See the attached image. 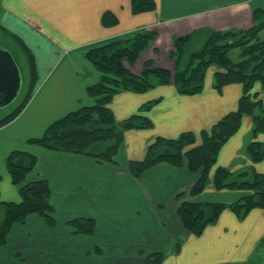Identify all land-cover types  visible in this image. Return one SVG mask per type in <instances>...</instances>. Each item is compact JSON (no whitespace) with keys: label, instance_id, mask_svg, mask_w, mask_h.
<instances>
[{"label":"crops","instance_id":"1","mask_svg":"<svg viewBox=\"0 0 264 264\" xmlns=\"http://www.w3.org/2000/svg\"><path fill=\"white\" fill-rule=\"evenodd\" d=\"M155 1V11L136 15L131 0H3L2 29L33 53L39 79L24 109L0 128V204L21 201L7 160L14 151L29 152L38 163L26 182L48 180L56 225L39 215L15 224L0 246V264H147L155 254H164L160 264H250L264 252V209L253 210L245 219L225 210L201 236L189 233L178 215L183 201L232 204L245 192L217 190L211 182L200 196L191 197L200 173L186 165L162 162L139 178L130 171L129 163L143 161L157 139L192 132L201 143L203 131L237 110L243 86L217 91L214 69L199 95H181L173 84L144 94L116 95L110 108L117 122L141 113L152 127L127 131L113 163L29 145L56 120L94 103L87 89L100 82L101 74L86 58L90 49L138 30L155 31V41L136 64L124 65L136 76L149 61L174 73L177 62L169 54L177 38L190 37L191 45L205 43L212 32L249 30L255 11L264 10V0ZM22 122L24 126H18ZM252 129V118L244 117L239 132L219 153V167L236 171L251 163L246 148L253 140ZM4 215L0 205V224ZM75 219L94 220V233H76L69 225Z\"/></svg>","mask_w":264,"mask_h":264},{"label":"trees","instance_id":"2","mask_svg":"<svg viewBox=\"0 0 264 264\" xmlns=\"http://www.w3.org/2000/svg\"><path fill=\"white\" fill-rule=\"evenodd\" d=\"M131 3L132 12L136 15L157 8L155 0H131ZM14 39L29 59L31 83L24 102L0 120V128L14 120L27 105L37 78L33 53L20 38ZM155 39V31L143 29L90 49L86 58L101 74L100 82L87 89V94L95 103L56 120L43 135L31 138L29 142L43 149L113 163L127 131L152 127V122L141 113L117 122L110 108L116 95L122 92L144 94L151 89L173 84L181 95L195 96L203 93L209 72L216 70L213 86L217 91L221 92L234 84L243 86L244 94L237 110L220 120L211 130L203 131L200 144L192 132L171 140L159 138L149 147L143 161L129 163L135 178L162 162L178 167L186 165L190 171L200 173L199 181L189 192L194 198L200 196L211 182L217 190L245 192L242 199L232 204L183 201L178 211L179 218L189 233L201 236L207 227L218 222L225 210H231L239 218L245 219L253 210L264 209V171H258L256 167L264 164V10L255 11L251 29L212 32L198 51H188L190 37L177 38L169 54L177 62L174 73L156 69L149 61L142 75H134L124 62L135 65ZM157 102H150L142 111L150 110ZM244 117L253 120V140L246 148V156L251 163L236 171L219 167V153L239 132ZM37 163V156L25 151H14L8 157L7 168L13 184L19 186L21 201L0 204L5 210L0 224V246L7 243L12 227L18 223L24 224L30 215H39L48 225H56L48 180L26 182ZM186 195V192L181 193L178 198ZM69 225L76 233L87 235H92L96 228L95 221L91 219H75ZM261 248L264 250V238ZM163 258L164 254L152 255L147 264H160Z\"/></svg>","mask_w":264,"mask_h":264},{"label":"rangeland","instance_id":"3","mask_svg":"<svg viewBox=\"0 0 264 264\" xmlns=\"http://www.w3.org/2000/svg\"><path fill=\"white\" fill-rule=\"evenodd\" d=\"M1 13H3V0H0V16H1ZM2 27L3 26H2L1 21H0V48L9 51L14 56L18 66L22 72L23 86H22V90H21L18 98L15 100V102L13 104L0 108V120L3 119L4 117L8 116L10 113H12L14 111V109L18 105H20L24 102L25 97L29 91V85L31 83V81H30L31 71L30 70H32L30 63H29V59L27 58L24 50L19 45V42H17L14 39L17 36L16 35L13 36L11 32L3 30ZM203 45H204V42H202V43L201 42H197V43L194 42L188 46V51L189 52L198 51L203 47ZM233 58L234 59L236 58L235 53L233 54ZM36 70H38V69L36 68ZM38 79L39 78L37 77L35 82H37ZM22 124L24 126V122L20 123L18 126H21ZM22 132H23V130H22ZM44 132H45V130L43 132H40V134H42ZM29 145L31 147V144H29ZM33 146L36 147V145H33ZM30 147H25V148L31 150ZM25 148H23V149H25ZM256 167L258 169L257 165H256ZM259 169H258V171H262V170L264 171L263 166L259 167ZM250 264H264V252L261 253L260 259L258 258L254 262L252 261Z\"/></svg>","mask_w":264,"mask_h":264},{"label":"water","instance_id":"4","mask_svg":"<svg viewBox=\"0 0 264 264\" xmlns=\"http://www.w3.org/2000/svg\"><path fill=\"white\" fill-rule=\"evenodd\" d=\"M22 86L23 76L15 58L0 48V108L13 104Z\"/></svg>","mask_w":264,"mask_h":264}]
</instances>
